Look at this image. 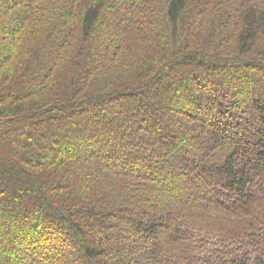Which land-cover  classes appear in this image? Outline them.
Returning <instances> with one entry per match:
<instances>
[{
	"label": "trees",
	"instance_id": "trees-1",
	"mask_svg": "<svg viewBox=\"0 0 264 264\" xmlns=\"http://www.w3.org/2000/svg\"><path fill=\"white\" fill-rule=\"evenodd\" d=\"M0 264H264V0H0Z\"/></svg>",
	"mask_w": 264,
	"mask_h": 264
},
{
	"label": "rangeland",
	"instance_id": "rangeland-1",
	"mask_svg": "<svg viewBox=\"0 0 264 264\" xmlns=\"http://www.w3.org/2000/svg\"><path fill=\"white\" fill-rule=\"evenodd\" d=\"M159 103V102H158Z\"/></svg>",
	"mask_w": 264,
	"mask_h": 264
}]
</instances>
